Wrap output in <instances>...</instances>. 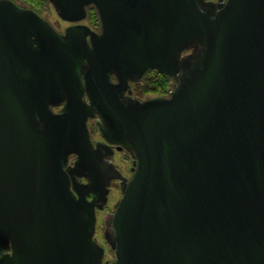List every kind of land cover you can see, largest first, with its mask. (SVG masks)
I'll use <instances>...</instances> for the list:
<instances>
[{"label": "water", "instance_id": "obj_1", "mask_svg": "<svg viewBox=\"0 0 264 264\" xmlns=\"http://www.w3.org/2000/svg\"><path fill=\"white\" fill-rule=\"evenodd\" d=\"M47 1L62 36L0 0V264H102L112 180L108 264H264V0ZM151 71L170 95L129 97Z\"/></svg>", "mask_w": 264, "mask_h": 264}, {"label": "rangeland", "instance_id": "obj_2", "mask_svg": "<svg viewBox=\"0 0 264 264\" xmlns=\"http://www.w3.org/2000/svg\"><path fill=\"white\" fill-rule=\"evenodd\" d=\"M11 1H14V2L18 3L19 5H21L22 7L31 9L34 12L40 14L42 16V18L47 20V22L58 32H63L64 29L67 27V24L65 23V21H63L59 18V16L57 15L56 11L54 10L53 6L50 3L44 4L42 7L38 8L32 4L29 5L27 2H22V0H11ZM206 1H208V0H206ZM209 1L217 4V3L222 2L223 0H221V1L209 0ZM86 14H87L86 20L83 24H86L91 29L98 31V29L100 28L99 19L96 16H94V17L89 16L88 11ZM140 86H141L140 82L135 83V84H131L130 94L128 96L132 97V98L139 99V100L157 97V96H151V95H145L143 97L137 96L136 95L137 92L135 90L138 89ZM173 86H174V82L172 80L171 88L168 91V93L164 96H159V97H168L170 95L172 89H173ZM88 127L90 130V133L93 134L94 139H98L99 138V132H98L99 130H97V128L95 126V122L91 121L89 123ZM113 162L115 163L117 168L121 171V173L125 177L130 178V176L132 174L131 168L133 167V159L128 154V152H126V151L116 152L114 159H113ZM111 187H112V189L110 190V194H109V198H108V206L105 209L107 212L105 213L103 211H99L96 214L97 221H96L95 236H94L96 242L105 250L103 262H106V263L112 262L115 259V255H114V252L110 249L109 245L106 243V241L104 239V230H105L104 218L108 213L113 212L114 205L117 204L118 201L122 197L120 187H119V182L117 184L114 183Z\"/></svg>", "mask_w": 264, "mask_h": 264}, {"label": "flooded vegetation", "instance_id": "obj_3", "mask_svg": "<svg viewBox=\"0 0 264 264\" xmlns=\"http://www.w3.org/2000/svg\"><path fill=\"white\" fill-rule=\"evenodd\" d=\"M11 1V0H10ZM218 1H221V0H218ZM12 2H14V1H12ZM208 2H210V3H213V2H211V1H209L208 0ZM17 6H19V7H21V8H24V7H22L21 5H19L18 3H16V2H14ZM213 4H215V3H213ZM38 14V13H37ZM41 18H42V16L40 15V14H38ZM44 19V18H43ZM45 20V19H44ZM85 20H86V18L82 21V22H79V23H76V25H78V24H81V25H86V24H83L84 22H85ZM47 21V20H46ZM66 24H67V27L66 28H68L69 26H72L73 24L72 23H68V22H65ZM100 24V23H99ZM87 26V25H86ZM52 27V26H51ZM89 27V26H88ZM53 28V27H52ZM66 28L64 29V31L63 32H58V31H56L54 28H53V30L58 34V35H64V33H65V30H66ZM90 28V27H89ZM91 29V28H90ZM93 32H95L97 35H99L100 34V28L98 29V31H95V30H93V29H91ZM63 108H64V104H61V105H59V106H56V107H54V106H51L50 107V109H51V111H52V113H54V114H58V113H61L62 112V110H63ZM91 121H94L95 122V126H96V128H97V130H99V118H98V116H95L94 118H89L88 119V121H87V125L89 126V123L91 122ZM88 130H89V127H88ZM99 132V131H98ZM89 134H90V140H91V142H92V144L94 145V147H95V145H97V144H101V145H103V144H105V141L102 139V137H101V135H100V132H99V138L98 139H94V136H93V134L92 133H90V130H89ZM102 147V146H101ZM116 147L117 146H112V149H113V155L112 156H110V157H104V162L105 163H107V164H109V163H112V164H114V166L116 167V169L121 173V171L117 168V166L115 165V163L113 162V159H114V156H115V153L116 152H122V151H125L124 149H122V150H120V151H117L116 150ZM129 154V153H128ZM75 161H76V158L74 157V156H71V157H69V161H68V165H67V167H72L73 166V164L75 163ZM131 171H132V168H131ZM83 172V171H82ZM82 172H81V174H82ZM122 174V173H121ZM123 175V174H122ZM124 176V175H123ZM125 177V176H124ZM127 178V177H126ZM76 180L79 182V183H81V184H85L86 183V179L84 178V177H79V178H76ZM117 184L118 183V181H116V180H112L110 183H109V186H108V189H109V191H108V194H107V202H106V204L105 205H103L102 206V208L101 209H97V206L98 205H101V202H99L98 201V195L97 194H94V193H92V194H89V197H88V200H94V205H95V214H97V212H99V211H103V212H107L105 209L107 208V206H108V198H109V194H110V190L112 189V185L113 184ZM116 205V204H115ZM115 205H114V210H115ZM105 210V211H104ZM114 210H113V212H114ZM113 212H111V213H113ZM108 214H110V213H108ZM96 221H97V216H96ZM96 227V226H95ZM104 253H105V250H104ZM109 262H103V264H108Z\"/></svg>", "mask_w": 264, "mask_h": 264}, {"label": "trees", "instance_id": "obj_4", "mask_svg": "<svg viewBox=\"0 0 264 264\" xmlns=\"http://www.w3.org/2000/svg\"><path fill=\"white\" fill-rule=\"evenodd\" d=\"M22 2H27L29 5L32 4L38 8L42 7L44 4L49 3L47 0H22ZM89 16H97L96 10L94 7L89 6L86 9ZM172 80L162 75L159 72L151 71L147 73L142 80L140 81V87L136 89V95L143 97L145 95L151 96H164L168 93L171 88Z\"/></svg>", "mask_w": 264, "mask_h": 264}, {"label": "bare ground", "instance_id": "obj_5", "mask_svg": "<svg viewBox=\"0 0 264 264\" xmlns=\"http://www.w3.org/2000/svg\"><path fill=\"white\" fill-rule=\"evenodd\" d=\"M120 194V193H119Z\"/></svg>", "mask_w": 264, "mask_h": 264}]
</instances>
